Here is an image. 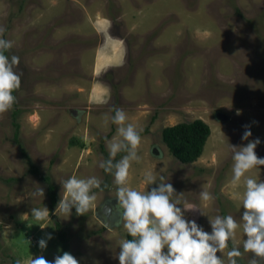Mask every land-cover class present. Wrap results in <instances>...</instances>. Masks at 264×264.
Segmentation results:
<instances>
[{
	"label": "rangeland",
	"instance_id": "1",
	"mask_svg": "<svg viewBox=\"0 0 264 264\" xmlns=\"http://www.w3.org/2000/svg\"><path fill=\"white\" fill-rule=\"evenodd\" d=\"M0 27L14 43L6 55L20 58L15 70L23 73L13 93L17 102L0 115V264H29L39 256L54 261L62 250L57 222L80 264H120L127 230L114 177L99 167L109 155L106 139L117 135L111 122L117 107L142 137L129 186L151 191L165 176L182 201L198 208L184 211L185 219L208 233L210 218L232 215L243 253L245 188L243 178L231 183L229 145L258 138L256 153L264 158V0H0ZM196 119L211 135L201 157L182 163L162 131ZM245 125L252 132L248 140L242 139ZM148 171L155 184L145 183ZM72 175L96 176L103 191L94 189L97 200L86 214L73 208L70 216H58L60 181ZM245 175L264 181V166ZM39 187L44 197H32ZM202 190L214 199L202 201ZM106 206L113 208L109 215ZM33 207H46L49 218H32ZM49 234L41 249L40 239ZM232 247L229 242L217 253L225 264ZM253 258L260 259L243 253L238 264Z\"/></svg>",
	"mask_w": 264,
	"mask_h": 264
},
{
	"label": "clouds",
	"instance_id": "2",
	"mask_svg": "<svg viewBox=\"0 0 264 264\" xmlns=\"http://www.w3.org/2000/svg\"><path fill=\"white\" fill-rule=\"evenodd\" d=\"M5 29L0 27V115L12 109L17 102L13 94L22 84V72L15 69L20 65V58L12 55L10 58L5 53L13 48L11 40L3 38ZM111 122L117 125V135L111 140L106 139L108 158L100 162L106 173L114 177L117 185L116 197L118 207L122 209L123 226L133 238L122 239L120 244V264H225L224 258L217 253H224L229 242L233 247L227 252V264H238L237 258H242L243 253H253L258 259H250L249 264H260L264 260V181H257L246 176L253 168L264 166V158L256 153L260 140L257 138L247 145L236 147L229 145L234 161L232 167L231 183L239 185L243 178L245 191L243 192V208L245 209L243 233L247 239L243 240V253L236 244V230L240 227L238 221L232 216L217 215L210 218L212 232H206L195 220L188 221L184 211L198 209L187 200H181L183 193L177 195L171 183L165 176L160 175L159 185L151 191H138L129 186L130 169L133 162L139 163L138 155L142 137L140 130L133 123L128 122V116L122 108H114ZM239 114V113H237ZM252 136L250 126L245 125L242 139L248 140ZM126 153L119 160L120 153ZM147 185L155 184L156 176L148 171L144 175ZM63 195L58 202L56 215L70 216L73 208L77 215H84L94 207L97 193L102 180L96 176L77 178L76 175L60 181ZM107 187V185H104ZM44 189L39 187L32 197H44ZM239 198V194L237 197ZM202 201L213 200L214 197L206 190L200 192ZM179 205H183V210ZM46 207H33L31 216L37 221L49 218ZM26 215V214H25ZM43 228V227H42ZM52 239L49 234L47 239H40L39 247L47 248V240ZM167 249V252L164 249ZM17 264H20L18 261ZM29 264H80L70 252H64L55 257L54 261L39 256L30 260Z\"/></svg>",
	"mask_w": 264,
	"mask_h": 264
},
{
	"label": "trees",
	"instance_id": "3",
	"mask_svg": "<svg viewBox=\"0 0 264 264\" xmlns=\"http://www.w3.org/2000/svg\"><path fill=\"white\" fill-rule=\"evenodd\" d=\"M14 114H17V110H14ZM16 127L18 129L19 125L16 124ZM162 135L168 149L178 160L182 163H192L202 156L207 140L211 135V128L203 119H196L191 122H181L175 125L166 126L162 131ZM17 136L18 134H15L16 138ZM22 151L23 153L26 152L23 147ZM125 154L126 153L122 152L119 156ZM116 159H119V157H116ZM31 170L35 173H39L37 167H32ZM44 178L45 180L50 181L49 176ZM50 195L52 198L51 207L54 209L57 205V200L55 186L53 184H50ZM56 227L58 229L59 241L62 246L60 254L62 255L64 252H70V239L68 232L63 228L60 222L56 223ZM127 239L131 240L133 238L127 233ZM230 245H232L231 242Z\"/></svg>",
	"mask_w": 264,
	"mask_h": 264
},
{
	"label": "flooded vegetation",
	"instance_id": "4",
	"mask_svg": "<svg viewBox=\"0 0 264 264\" xmlns=\"http://www.w3.org/2000/svg\"><path fill=\"white\" fill-rule=\"evenodd\" d=\"M110 204V202H108ZM111 210H113L112 206H106L103 211L105 212L106 215H109L111 213Z\"/></svg>",
	"mask_w": 264,
	"mask_h": 264
},
{
	"label": "water",
	"instance_id": "5",
	"mask_svg": "<svg viewBox=\"0 0 264 264\" xmlns=\"http://www.w3.org/2000/svg\"><path fill=\"white\" fill-rule=\"evenodd\" d=\"M217 117H218L220 120H226V119L228 118L227 115H224V114H222V113H218V114H217Z\"/></svg>",
	"mask_w": 264,
	"mask_h": 264
}]
</instances>
